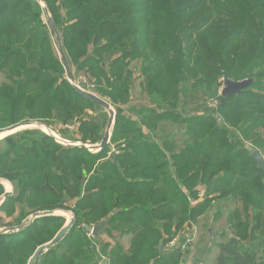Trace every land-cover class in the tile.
I'll list each match as a JSON object with an SVG mask.
<instances>
[{
	"label": "trees",
	"instance_id": "trees-1",
	"mask_svg": "<svg viewBox=\"0 0 264 264\" xmlns=\"http://www.w3.org/2000/svg\"><path fill=\"white\" fill-rule=\"evenodd\" d=\"M43 2L76 82L112 105L116 116L109 144L96 152L39 130L1 138L0 178L14 189L0 205V213L16 215L8 226L40 211L75 217L35 264H179L178 247L163 253L159 244L166 248L212 206L217 220L228 200L235 205L226 216L233 236L218 245L216 264H264L258 261L264 253V171L251 156L264 145V0ZM49 27L37 0H0V129L34 120L55 131L51 122L76 119V131L56 130L57 136L98 143L106 110L69 83ZM131 61L145 78L146 101L124 111ZM80 70L95 80L81 82ZM248 77L253 83L237 95L224 97L215 88V108L179 107L183 81L218 89L219 81ZM106 218L99 235L111 240L98 246L83 225ZM64 221L44 215L0 233V264H26ZM124 236L131 239L127 249ZM57 248L78 253L67 258L54 253Z\"/></svg>",
	"mask_w": 264,
	"mask_h": 264
},
{
	"label": "rangeland",
	"instance_id": "rangeland-1",
	"mask_svg": "<svg viewBox=\"0 0 264 264\" xmlns=\"http://www.w3.org/2000/svg\"><path fill=\"white\" fill-rule=\"evenodd\" d=\"M40 4H41V7L44 8L45 3L43 5H42V3H40ZM44 15L46 18L47 14H46L45 9H44ZM49 29L51 31V27H49ZM53 39H54V44H55V50L60 57L59 44L61 45V41L58 42V39L56 38V35H54V33H53ZM136 63H137L136 61H133V62L131 61V64L129 65V68L131 70H133V76H131L129 79L130 101H128V103L124 104V106L122 108L124 111L127 110L128 106L142 104V103H145V101H146L145 100L146 93L144 91V84L145 83H143L144 82L143 79H145V78H144V76H142V74H140L139 70H135V72H134V65H136ZM104 65H106V64H104ZM129 68H128V70H129ZM79 75H80L79 79L81 80V82H84V83L87 82L89 85H90L91 81L95 80L92 76L87 74V72L84 73L82 70L79 71ZM132 77H135V78H132ZM75 81H77V80L75 79ZM88 81H90V83ZM78 82L81 83L80 81H78ZM219 82H220V84L218 85V89L215 85L210 89H204L203 86L202 87L198 86L197 82L192 80V79L183 81L178 87L179 89H182L181 90L182 93L178 94L179 95V102H180V104H179L180 109L184 110L185 108H189L190 111L191 110L194 111V110H196L197 107H202V109L199 111V112H201V111L206 110L204 108L207 106L215 108L219 103V98L215 95V88L217 91H219L218 94H220V91L223 87V81H222V83H221V81H219ZM76 84L78 85L77 82H76ZM102 84L104 85V81H102ZM78 87H80V86L78 85ZM80 88L86 91V89H84L83 87H80ZM183 92H184V94H183ZM111 107L113 108V110L115 112V116H116V109L112 105H111ZM86 113H88L89 115H95L96 114L94 112V110H92V109H88ZM106 113H107V111H106ZM124 114L130 115V113H128L127 111L124 112ZM107 117H108V113H107ZM27 122H33V123H30L26 127L19 128L20 131H21V129L22 130H24V129L39 130V131L44 132V133L49 135L50 131H48L46 128H44L45 124L41 121L34 122V120H22V121L16 122L15 124L27 123ZM106 122H107V120H106ZM114 122H115V119H114ZM51 123H52V126H53L55 131L58 130V132L61 131L62 133H65L64 129H68L67 131H69V132H71V130L76 131L78 124H79V121L76 119H73L71 122L68 121L65 124H64V122H58V121L57 122L53 121ZM15 124H12V125H15ZM40 126H42V127H40ZM7 127H9V126H7ZM7 127H3L0 130L5 129ZM105 128H106V124L103 127V131H105ZM50 130L56 136L58 141H60L62 144H64L61 141L62 139L57 136V134H56L57 131L55 132L51 128H50ZM112 131H113V128L111 130V134H112ZM157 134H160V132L157 131ZM1 135H3V134H1ZM4 135H6V134H4ZM59 138H60V140H59ZM70 142H76V143L83 144L80 141H70ZM98 143L86 144V145L92 146V145H96ZM262 147L263 148L258 150V151H259L260 155L264 158V145ZM0 180H1L0 184L6 190L10 191V189H11L12 192L14 191L13 186L10 182H8L5 179H1V178H0ZM2 180L7 181V184L9 186L4 185L3 184L4 181H2ZM3 194H4V191H3ZM3 194L0 195V197L3 196ZM222 203H223L222 204L223 210L221 212L222 214L217 220L213 221L214 211H216L217 208L215 206H212L203 215L199 216L196 219V222L190 223L189 225L186 226V228L184 226V228L181 230L179 235L178 236L176 235L172 239V241H173V244H171L172 247H170L171 245H168L169 247H167V245H166V248H174V247L177 248L178 247L179 252L182 254L179 258V260H181V262L179 264H216V257L218 254L217 245H219L220 243H223V242H227L228 239L233 236V234L230 232V229L228 228L229 226L226 223V216L228 215V213L230 211H232L234 209L235 205L231 200H228L227 202H222ZM1 204L2 203H0V205ZM238 206H240V204ZM68 212H64L61 210H59V211L55 210L53 215L63 217L65 220L64 224H63V226H64L66 223H69L72 219L71 216L73 215V213L70 211L69 212L70 214H69ZM31 216H32V214L27 216L24 220H22L21 223L24 224L27 221H29L31 219ZM15 218H16L15 214H13L11 216H5L3 213H0V223L6 224L7 226L10 223L12 224L15 221ZM8 227H11V226H8ZM8 227H0V231L5 229V228H8ZM224 233H226V235ZM87 237L89 238V240H91L92 235L89 232H87ZM185 238L189 239V241H187V239H185ZM184 239H185V241H184ZM107 241L109 242V240H107ZM98 242L99 241H96L98 246L102 245V243L99 244ZM121 242H122V244L124 243L123 244L124 249H127L129 247V245L131 244V239L129 236H124L121 239ZM91 243L96 245L95 241H92ZM184 243H185V245H184ZM64 245H66V244L63 243V246ZM183 245L185 246L184 248H183ZM184 249H187V252L184 253ZM260 250H262V247H260ZM62 251L64 252V255H66L67 258H71V256H72L71 252L75 253L74 248L69 249V250L57 248L54 251V253H60ZM76 253H78V252H76ZM76 253H75V255H76ZM51 254H53V253H51ZM48 255L49 254L44 255L43 258L41 259V261L42 260L44 261ZM212 258H213V260H212ZM263 259H264V253L259 252L258 261H262ZM74 263L75 262H68V261L66 262V264H74ZM46 264H53V263L50 260H48L46 262Z\"/></svg>",
	"mask_w": 264,
	"mask_h": 264
},
{
	"label": "water",
	"instance_id": "water-1",
	"mask_svg": "<svg viewBox=\"0 0 264 264\" xmlns=\"http://www.w3.org/2000/svg\"><path fill=\"white\" fill-rule=\"evenodd\" d=\"M40 3H42V5L44 4L42 0H38ZM44 9L46 11L47 14V22L51 27L52 33H54V35H56V38L58 39V42L60 41L58 32L55 28L54 22L52 20V17L47 9V7L44 5ZM59 53H60V58L62 61V64L64 66L65 69V73H66V77L67 80L69 81V83L73 86L74 90L76 92H78L80 95H82L83 97H85L86 99L91 100L93 103L99 105L100 107L104 108L107 113H108V121L106 124V128L105 131L103 133L102 139L101 141L96 144V145H92V146H87L86 144H80V143H76V142H70L67 140H62L63 143L65 145H71V146H79L82 148L87 149L88 151H99L101 149H103L104 147H106L109 144L110 141V137H111V130L113 128L114 125V119H115V112L113 110V108L111 107V105L105 101L104 99L90 93L87 92L83 89H81L80 87H78V85L76 84L75 78L72 74V72L70 71L69 67H68V63L66 61L62 46L59 44ZM253 83V78L248 77V78H244L241 80H228V79H224L223 80V87L220 91V95L224 96V97H228L232 94L237 95L240 92L246 90L248 87L251 86V84ZM37 122V121H34ZM30 123L33 122H27V123H20V124H15L12 126H9L5 129L0 130V139L10 135L14 132L20 131L19 128H23L28 126ZM39 123V122H38ZM41 123V122H40ZM42 124V123H41ZM45 128L50 131L49 134H51L52 136H55L53 134V132L50 130V128H48L46 125H44ZM22 130V129H21ZM7 133L6 135H4V133ZM251 156L254 158V160L256 161V165L258 168L262 169L264 171V158L260 155V153L257 150H253L251 152ZM1 181V180H0ZM4 182L7 183V181L2 180ZM1 183V182H0ZM12 190L10 189L9 192H5L3 194V196L0 197V203L3 202V200L11 195ZM59 211V210H58ZM64 211V210H61ZM64 212H68V211H64ZM69 213V212H68ZM54 211H40V212H35L34 214H32L31 219L25 224H21L20 226H16V227H8L5 228L3 230L0 231V233H9V232H14V231H18L23 229L24 227L28 226L35 218L40 217V216H44V215H53ZM70 214V213H69ZM72 219L69 223H66L61 229H59V231L53 236V238L48 241L47 243H44L40 246H38L33 254L28 258L27 263L26 264H35L36 261L39 259V257L47 252L52 246H54L55 244H57L62 238L63 236L70 230V228L72 227V225L75 223V217L74 215L71 216ZM109 218H106L104 220H101L99 223L93 225V226H88L87 224H84L83 227L85 229L86 232H89L94 238L98 239V241H100V237H99V232L107 226ZM159 250L163 253L165 252H169L170 250H164L163 249V245L162 243L159 244ZM101 264H105V261H103V263Z\"/></svg>",
	"mask_w": 264,
	"mask_h": 264
},
{
	"label": "crops",
	"instance_id": "crops-1",
	"mask_svg": "<svg viewBox=\"0 0 264 264\" xmlns=\"http://www.w3.org/2000/svg\"><path fill=\"white\" fill-rule=\"evenodd\" d=\"M55 138H56V136H55ZM5 185H6V184H5ZM8 191H9V190H8ZM5 192H6V189L4 188V193H5ZM107 226H108V224H107ZM99 237H100V239H99L100 241L98 242L99 244H101V243L103 244V242H104L105 240H106V241H107V240H109V241L111 240L106 234H103V235H101V236L99 235ZM93 239H94L95 241H98V239H96V238H93ZM123 244H124V243H123ZM216 244H217V243H216ZM163 249H164V250H169L168 248H164V247H163ZM217 251H218V245H217ZM213 257H214V256H213ZM212 260H213V258H212ZM103 261H105V264H108V261H107V260H103ZM103 261H102V263H103Z\"/></svg>",
	"mask_w": 264,
	"mask_h": 264
},
{
	"label": "built area",
	"instance_id": "built-area-1",
	"mask_svg": "<svg viewBox=\"0 0 264 264\" xmlns=\"http://www.w3.org/2000/svg\"><path fill=\"white\" fill-rule=\"evenodd\" d=\"M56 139H57V138H56ZM59 140H60V138H59ZM57 141H58V139H57ZM61 141H62V140H61ZM58 142H60V141H58ZM62 142H63V141H62ZM60 143H61V142H60ZM203 194H204V191H203V189H201L200 192H199V196L202 197ZM186 239H187V238H186ZM187 241H189V239H187ZM171 244H173V241H171L170 243H168V245H171ZM168 245H167V246H168ZM184 245H185V243H184ZM184 245H183V248L185 247ZM168 247H169V246H168ZM170 247H172V245H171ZM185 251H186V249H184V252H185Z\"/></svg>",
	"mask_w": 264,
	"mask_h": 264
},
{
	"label": "bare ground",
	"instance_id": "bare-ground-1",
	"mask_svg": "<svg viewBox=\"0 0 264 264\" xmlns=\"http://www.w3.org/2000/svg\"><path fill=\"white\" fill-rule=\"evenodd\" d=\"M40 127H42V126H40ZM44 128H45V127H44ZM44 130H45V129H44ZM7 133H10V132H7ZM7 133L5 132L4 134H7ZM3 184H4V185L6 184L7 186H9L6 182H3ZM6 191L9 192L8 190H6ZM27 222H28V221H27ZM27 222H26V223H27ZM26 223H25V224H26Z\"/></svg>",
	"mask_w": 264,
	"mask_h": 264
}]
</instances>
